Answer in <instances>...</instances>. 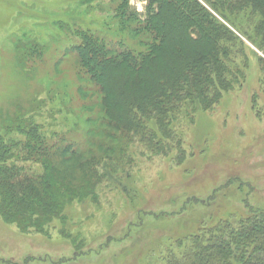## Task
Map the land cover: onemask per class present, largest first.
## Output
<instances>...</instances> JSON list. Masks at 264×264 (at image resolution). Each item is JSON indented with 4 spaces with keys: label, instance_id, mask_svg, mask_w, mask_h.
Returning a JSON list of instances; mask_svg holds the SVG:
<instances>
[{
    "label": "rangeland",
    "instance_id": "rangeland-1",
    "mask_svg": "<svg viewBox=\"0 0 264 264\" xmlns=\"http://www.w3.org/2000/svg\"><path fill=\"white\" fill-rule=\"evenodd\" d=\"M128 1L144 10L145 0ZM199 1L232 33L227 66L240 75L210 109L179 110L164 138L149 121L147 132L157 135L149 145L134 129L102 122L101 95L75 75L71 32L97 30L105 39L106 20L97 16L110 17L116 0L91 10L83 0H0L1 154L27 142L32 127L43 144L37 152L78 154L64 164L72 175L53 212L17 214L0 194V264H174L192 236L264 210V32L249 11L224 21ZM14 162L6 165L22 166L25 176L0 169L9 186L43 173L39 163Z\"/></svg>",
    "mask_w": 264,
    "mask_h": 264
},
{
    "label": "trees",
    "instance_id": "trees-1",
    "mask_svg": "<svg viewBox=\"0 0 264 264\" xmlns=\"http://www.w3.org/2000/svg\"><path fill=\"white\" fill-rule=\"evenodd\" d=\"M96 1L83 0L81 4L91 10ZM201 1L224 21L229 14L249 11L259 18L257 31L264 32V0ZM97 17L99 22L106 20L99 24L106 32L103 37L112 35L119 48L99 37L101 31L75 28L70 35L76 41L70 50L75 55L76 78L81 80L84 75L87 84L101 95L102 122L112 131L134 129L132 133L150 145L157 135L147 132L149 121H154L164 138L179 110L210 109L232 88L230 76L240 75L239 67L233 76L227 66L232 55L228 48L235 41L232 33L199 0H145L142 12L130 7L128 0H116L110 17ZM127 38L137 49L132 50ZM24 56L20 52L19 61ZM35 131L32 127L26 132L27 142L5 148L2 143L0 152L2 171L15 169L25 176L22 166L15 164L24 161L42 167L39 178L27 177L17 188L9 186V174L0 172V194L10 210L20 215L36 210L51 213L60 207L72 175L64 164L78 158L70 148L37 152L43 144L36 142ZM13 145H21L20 152L12 150ZM15 153L22 155L21 159ZM12 158L16 166L6 165ZM188 242L189 248L174 264H264V210L249 209L246 218L220 222Z\"/></svg>",
    "mask_w": 264,
    "mask_h": 264
}]
</instances>
